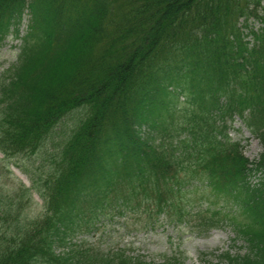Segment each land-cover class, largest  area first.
Segmentation results:
<instances>
[{
    "label": "trees",
    "instance_id": "16d2710c",
    "mask_svg": "<svg viewBox=\"0 0 264 264\" xmlns=\"http://www.w3.org/2000/svg\"><path fill=\"white\" fill-rule=\"evenodd\" d=\"M26 13L0 152L31 157L44 212L22 218L30 188L0 189V264H148L99 242L132 216L229 226L243 246L221 263L264 264V0H0V42Z\"/></svg>",
    "mask_w": 264,
    "mask_h": 264
},
{
    "label": "rangeland",
    "instance_id": "374dc122",
    "mask_svg": "<svg viewBox=\"0 0 264 264\" xmlns=\"http://www.w3.org/2000/svg\"><path fill=\"white\" fill-rule=\"evenodd\" d=\"M29 17L27 16L26 19ZM24 20L20 33L27 30L28 21ZM255 28L260 26L258 20L254 21ZM20 41L11 33L0 44V76L16 61ZM231 128V135L241 140L245 145V155L250 160L259 157L262 151L260 142L251 135L249 130L242 125L239 118ZM30 156L7 157L0 152V189L5 194L20 192L22 184L31 187V177L25 171L30 165ZM257 182V178L252 179ZM21 201L24 208L21 217L24 219H37L43 215V199L33 189L29 190ZM201 197V194H197ZM207 200V199H206ZM205 199H199V203ZM230 208V203L224 201ZM129 222H124L123 217H115L113 224L107 231V236L100 240L102 247L110 250L126 249L127 253L145 260L148 264H223L219 254L231 249L236 252L242 242H233L234 233L230 227L213 229L208 234H199L190 226L161 225L157 229L138 230V221L128 217ZM99 234L91 236V241L97 242Z\"/></svg>",
    "mask_w": 264,
    "mask_h": 264
}]
</instances>
